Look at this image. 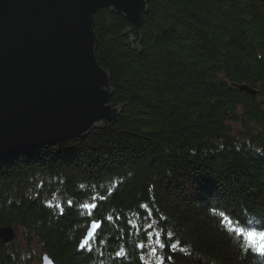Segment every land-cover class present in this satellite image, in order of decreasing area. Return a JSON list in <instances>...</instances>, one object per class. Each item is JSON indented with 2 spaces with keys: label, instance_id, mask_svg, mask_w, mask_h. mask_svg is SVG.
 I'll return each instance as SVG.
<instances>
[{
  "label": "trees",
  "instance_id": "16d2710c",
  "mask_svg": "<svg viewBox=\"0 0 264 264\" xmlns=\"http://www.w3.org/2000/svg\"><path fill=\"white\" fill-rule=\"evenodd\" d=\"M142 23L137 47L122 14L94 15L113 121L0 159V227L24 236L0 264H153L155 237L161 264L264 263L243 246L264 231V1L149 0Z\"/></svg>",
  "mask_w": 264,
  "mask_h": 264
},
{
  "label": "water",
  "instance_id": "95a60500",
  "mask_svg": "<svg viewBox=\"0 0 264 264\" xmlns=\"http://www.w3.org/2000/svg\"><path fill=\"white\" fill-rule=\"evenodd\" d=\"M148 2L0 0V158L86 136L117 117L123 106L109 102L111 76L97 60L94 15L109 7L125 15L131 27L124 33L138 47ZM101 223L92 221L81 243ZM14 237L13 227H0L1 239ZM42 264L55 261L43 254Z\"/></svg>",
  "mask_w": 264,
  "mask_h": 264
},
{
  "label": "rangeland",
  "instance_id": "374dc122",
  "mask_svg": "<svg viewBox=\"0 0 264 264\" xmlns=\"http://www.w3.org/2000/svg\"><path fill=\"white\" fill-rule=\"evenodd\" d=\"M262 1H264V0H262ZM110 8V7H109ZM101 9V8H100ZM111 9V8H110ZM99 10V9H98ZM113 11V10H112ZM113 12H115V11H113ZM116 13V12H115ZM119 15H121L120 13H118ZM123 15V14H122ZM127 20H128V18L125 16V15H123ZM144 17V16H143ZM142 20H143V18H142ZM128 22H129V24H130V21L128 20ZM142 26H143V24H142ZM129 27H131V24L129 25ZM94 31H95V27H94ZM141 31H142V27H141ZM125 35H127L128 36V38H129V40H130V42H131V36L130 35H128L127 33H124ZM141 35H142V33H141ZM142 41H143V35H142V40L139 42V44H141L142 43ZM132 43V42H131ZM132 45H133V43H132ZM99 61V60H98ZM100 62V61H99ZM111 76V75H110ZM111 82V81H110ZM246 85V84H245ZM111 86H112V82H111ZM240 87V89H242V90H245L246 92H248L250 95H252V96H254V95H256V94H258V91L255 89V88H252L253 89V91H255L256 93H250L246 88H242L241 87V85H239ZM248 86V85H247ZM250 87V86H249ZM113 96V95H112ZM111 96V97H112ZM110 97V98H111ZM109 102H110V99H109ZM114 106H116V105H114ZM118 106V105H117ZM123 109V108H122ZM121 109V110H122ZM118 116V115H117ZM105 121H107V120H105ZM104 121V122H105ZM240 127H241V125H240ZM99 128V127H98ZM94 129H96V128H94ZM93 129V130H94ZM91 133V132H90ZM89 133V134H90ZM89 134H87L86 136H88ZM86 136H80L81 138L82 137H86ZM80 137H73V138H80ZM73 138H69L68 140H63V141H57L58 143H63V142H66V141H69L70 139H73ZM57 142H51V143H46V144H44V145H39V146H36V147H34V148H23V149H19V150H16V152H20V151H23V150H26V151H30V153H33V156L35 157V156H41V157H43L44 156V154H43V152H45L44 151V147L46 146V145H54V144H57ZM73 144V143H72ZM42 148H43V151H42ZM75 149V148H74ZM42 151V153H39V152H41ZM13 153H15V152H13ZM46 153V152H45ZM55 156H57L58 155V153H59V149H58V151H55V152H52ZM46 156V155H45ZM0 159H2V158H0ZM205 186V185H204ZM203 195V194H202ZM51 200V201H50ZM49 202L50 203H52L54 206H57V203L58 202H60L56 197H50L49 198ZM45 206H47V204L45 205ZM48 207V206H47ZM247 220H248V218H246ZM102 222V221H101ZM259 226H262V224L260 223V224H258ZM92 227V226H91ZM91 227H89V228H91ZM99 228H100V226H99ZM98 228V229H99ZM88 229V228H87ZM98 229H96V232H97V230ZM15 234H16V231H14V236H15ZM234 234V237H236V238H238V236L236 235L237 233H233ZM17 235V234H16ZM96 235V234H95ZM17 236H19L20 238H22V242H23V239H24V236L21 234V233H18V235ZM158 240V239H157ZM156 240V237L154 238V241L152 242V244L150 245L149 244V250L147 251V253H146V258H148V260H150L151 261V263H153V264H161L162 263V260L163 259H166V257H167V255H166V257H165V255H164V253H159V252H163V247H164V244L160 241V240H158L157 241ZM238 242H240L241 243V241H240V238H238ZM172 242V245L174 244V242L175 241H171ZM170 242V243H171ZM81 243V242H80ZM261 243H264V241H261L259 238H258V241H254V242H252V243H250L249 242V240L247 239L246 240V242H245V244L243 245L247 250H250V249H253L252 251H255V252H257V254H263L264 252H259V251H257V248H258V246L261 244ZM162 245H163V247H162ZM32 247H34V248H36L35 250H37V244H33V246ZM85 247H87V246H85ZM84 247V248H85ZM80 249H83V248H81L80 247ZM146 250V249H145ZM172 249H171V246H170V251H171ZM44 254H47V253H44ZM165 257V258H164ZM262 264H264L263 263V261L261 262ZM36 264H42V262H40V259H39V261L37 260L36 261Z\"/></svg>",
  "mask_w": 264,
  "mask_h": 264
},
{
  "label": "snow or ice",
  "instance_id": "6c2138e0",
  "mask_svg": "<svg viewBox=\"0 0 264 264\" xmlns=\"http://www.w3.org/2000/svg\"><path fill=\"white\" fill-rule=\"evenodd\" d=\"M85 208L88 207H95L94 205H84ZM233 231H235V229H233ZM241 235H244L243 230H241ZM91 238V233H89V236L85 238V240L81 243L80 247L84 248L85 246H88L89 243V239ZM246 238L249 240L250 243L254 242L256 238H259L261 241H264V231H249L246 234ZM163 247V245H162ZM171 247L173 249H175L176 245H171ZM257 251L259 252H264V243H261L258 248Z\"/></svg>",
  "mask_w": 264,
  "mask_h": 264
},
{
  "label": "bare ground",
  "instance_id": "6f19581e",
  "mask_svg": "<svg viewBox=\"0 0 264 264\" xmlns=\"http://www.w3.org/2000/svg\"><path fill=\"white\" fill-rule=\"evenodd\" d=\"M241 87H242V88H249V89H251L250 87H248L247 85H244V84H242ZM253 92L256 93L255 91H253ZM6 157H8V156H6ZM85 236H86V234H85ZM85 236H84V237H85ZM83 239H84V238H83ZM83 239H82V240H83ZM82 240H81V241H82ZM51 258H52V257H51Z\"/></svg>",
  "mask_w": 264,
  "mask_h": 264
}]
</instances>
